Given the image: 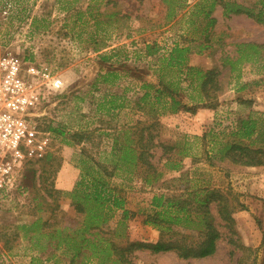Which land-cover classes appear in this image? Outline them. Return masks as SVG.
Wrapping results in <instances>:
<instances>
[{
	"label": "rangeland",
	"instance_id": "374dc122",
	"mask_svg": "<svg viewBox=\"0 0 264 264\" xmlns=\"http://www.w3.org/2000/svg\"><path fill=\"white\" fill-rule=\"evenodd\" d=\"M197 1L187 0L186 8L177 10L175 17L166 18V5L161 0H0V56L13 54L43 65L57 73L64 85L60 94L50 98L41 109V136L52 123L59 126L62 134L48 132L46 153L24 165L28 194L0 195V264H69L60 251L49 258V250H32L27 238L14 237L12 226L37 218L61 226L65 219H75L67 197L60 196L54 208L39 187V181L47 176L45 170L58 167L47 180L53 181L55 188L69 191L79 176L82 149L92 155L110 150L123 129L163 114L161 110L159 115L155 114L154 89L142 85L155 86L156 81L158 86L160 80H177L172 70L164 68L163 58L175 44H186L190 37L203 38L193 29L200 19L190 15ZM237 1L246 6L255 2ZM213 15L217 22L208 35L209 48L190 53L187 63L218 71L220 90L209 104H198L194 86L190 87L181 75L177 94L181 104L177 110L183 119L178 120V130L171 133L160 124V140L171 142L183 135L203 134L219 138L234 131L241 119L264 114V47L256 60L237 63L234 70L228 62L237 57L240 43L264 45V26L244 14L225 18L220 6ZM146 45L150 47L147 49ZM146 91L149 98L140 100ZM200 107L208 111L196 125L193 121ZM157 108L166 109L160 108V104ZM153 152L155 163L160 150ZM193 154L197 155L195 160L185 157L179 171L166 173L163 181L152 186L144 185L140 174L129 179H110L111 185L120 190L130 213L126 239L115 242L125 245L126 241L157 240L159 229L145 222L154 210V195H173L186 185L218 188L243 206L232 215L234 235L222 227L215 209H211L221 232L213 255L180 259L173 252L154 254L139 250L131 255L133 263L237 264L244 260L247 264H264V163L247 167L227 160H209L203 145L194 146ZM35 187L39 188L38 193ZM119 215L115 213L111 225L116 224ZM238 244L253 251L236 248ZM32 257L38 260L31 263Z\"/></svg>",
	"mask_w": 264,
	"mask_h": 264
},
{
	"label": "trees",
	"instance_id": "16d2710c",
	"mask_svg": "<svg viewBox=\"0 0 264 264\" xmlns=\"http://www.w3.org/2000/svg\"><path fill=\"white\" fill-rule=\"evenodd\" d=\"M166 5V18L175 17L177 10L187 7V0H161ZM220 6L222 16L244 14L264 26V0L246 6L237 0H198L190 9V15L200 19L199 24L192 23L195 32H200L203 38L190 37L186 44H175L168 55L163 58L164 68L176 75V81L160 80L157 87L143 83L142 87L154 89L155 114L165 105L175 112L180 106L177 97L179 93V77L184 75L189 85L198 92L200 104H209L216 99L220 90L214 69L203 70L187 63L188 55L192 52L201 53L210 46L209 33L214 28L217 19L213 13ZM187 12V11H186ZM189 12V11H188ZM191 18V17H190ZM147 49L150 47L146 45ZM263 44L240 43L237 45V57L229 60L230 69L242 61L256 60ZM146 91L140 100L149 98ZM189 111L190 107L183 106ZM165 110L161 109V112ZM160 122L155 118L137 121L127 129H123L114 140L110 150L100 151L96 155L80 151L79 176L69 191L54 187L48 177L53 175L58 167L45 170L46 178L39 181L47 197L51 199L54 208L61 196L70 200L75 211V219H65L59 226L39 218L12 226L14 237L27 238L30 248L37 252L47 253L49 258L56 252L69 259V264H134L131 255L135 251L146 250L150 253L173 252L180 259L205 258L213 255L221 238L219 224L214 221L211 209L214 208L222 227L232 235L235 234L233 213L243 205L233 196L218 188L191 187L186 185L179 193L165 195L156 194L151 199L153 212L145 222L159 229V236L154 242L126 241L118 245L115 241L126 239V220L129 211L125 208L124 198L120 190L113 187L110 179L119 176L129 179L140 174L141 182L146 186L155 185L166 173L179 171L185 157L193 160L197 155H191V149L203 145V152L209 160H227L239 166H259L264 163V114L255 113L239 121L234 131L217 138L215 135L202 136L183 135L175 141L160 140ZM49 132L62 134L59 126L53 123L48 126ZM154 149L160 150L154 158ZM156 152V151H155ZM156 155V153H155ZM24 168L22 171V190L18 196L28 194L24 184ZM34 186V184H33ZM35 193L39 188L35 187ZM51 209V213L54 210ZM116 212L119 219L115 225L110 224ZM74 221V222H73ZM73 222V223H72ZM44 240L45 242H42ZM6 243H4L5 245ZM8 248V247H7ZM243 251L252 252L250 247L237 245ZM9 249V248H8ZM38 260L31 258V263ZM237 264H247L239 260Z\"/></svg>",
	"mask_w": 264,
	"mask_h": 264
},
{
	"label": "built area",
	"instance_id": "2783aa9c",
	"mask_svg": "<svg viewBox=\"0 0 264 264\" xmlns=\"http://www.w3.org/2000/svg\"><path fill=\"white\" fill-rule=\"evenodd\" d=\"M63 86L61 77L43 65L0 56V195L19 193L24 165L46 153L49 131L41 136V109Z\"/></svg>",
	"mask_w": 264,
	"mask_h": 264
},
{
	"label": "crops",
	"instance_id": "0c3cea01",
	"mask_svg": "<svg viewBox=\"0 0 264 264\" xmlns=\"http://www.w3.org/2000/svg\"><path fill=\"white\" fill-rule=\"evenodd\" d=\"M167 56V55H166ZM190 59H191V61H192V56H190ZM190 65V64H189ZM192 66V65H191ZM158 71V70H157ZM164 81V80H163ZM165 82V81H164ZM167 82V81H166ZM157 82L155 81V87H157ZM190 86V85H189ZM191 87V86H190ZM187 88H188V83H187ZM189 89V88H188ZM190 90V89H189ZM194 90H195V88H194ZM195 92V95H196V102H198V104H200V103H202L203 101H201L200 99H199V95H198V92L195 90L194 91ZM220 95V94H219ZM190 97L193 99L194 97H192L191 95H190ZM181 104V103H180ZM167 107H168V102L167 103H165V105H163V106H160V108H166L167 109ZM165 109V110H166ZM161 110V109H160ZM164 110V109H163ZM208 111V109H206V108H204V107H200V108H198L197 109V112H196V120L195 121H193V123H195L196 125H198V120H200V118L202 117V116H204L205 115V112H207ZM163 114H160V116L158 117V120H159V122H160V124H162L163 126H164V128H167L169 131H170V133L173 131V130H178V127H177V124L179 123V121L178 120H182L183 119V117L181 118V116L179 115V113H180V110H177V111H175L174 113H172L171 114V112L170 113H168V112H162ZM158 115H159V113H158ZM182 125H183V127H185L184 126V124H185V122L183 121V123H181ZM181 128V127H180Z\"/></svg>",
	"mask_w": 264,
	"mask_h": 264
}]
</instances>
